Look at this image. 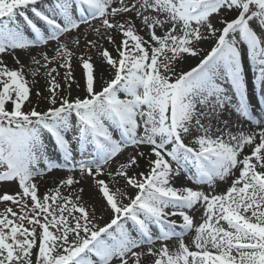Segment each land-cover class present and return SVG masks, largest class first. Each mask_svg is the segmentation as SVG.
I'll list each match as a JSON object with an SVG mask.
<instances>
[{
    "label": "snow or ice",
    "instance_id": "6c2138e0",
    "mask_svg": "<svg viewBox=\"0 0 264 264\" xmlns=\"http://www.w3.org/2000/svg\"><path fill=\"white\" fill-rule=\"evenodd\" d=\"M93 51L111 73L99 90ZM41 68L47 94L37 89L25 111ZM253 85L264 97V0H0V184L19 188L0 194L19 208L0 211V264H264V108L253 115ZM225 111L255 127L224 120L213 135L211 118ZM54 170L69 174L41 195L37 178ZM181 177L190 184L175 186ZM86 179L111 213L103 225L78 187ZM219 183L228 186L217 193Z\"/></svg>",
    "mask_w": 264,
    "mask_h": 264
},
{
    "label": "rangeland",
    "instance_id": "374dc122",
    "mask_svg": "<svg viewBox=\"0 0 264 264\" xmlns=\"http://www.w3.org/2000/svg\"><path fill=\"white\" fill-rule=\"evenodd\" d=\"M129 15H132V14L130 13ZM229 15H231V14H229ZM217 20H218V17L216 15H214L212 17V23L215 24L217 27H220V24L217 23ZM97 23H98V21H97ZM136 26H137V28H140V21L139 20L136 21ZM82 31H86V28H82ZM139 34L142 35V36L145 35V33L143 31H141ZM88 38L91 39L92 37H88ZM104 44L106 46L109 43L104 42ZM211 46H212L211 41H206L203 44H201L200 45L201 55L200 56H197V58H193L195 60L192 61L193 64H191V65L186 64L185 63L186 60H185L183 62V64L181 65L180 69L177 70V72L187 71V70H190L191 67H194L199 62V60L202 58V56L204 54H206L207 51L210 50V47ZM40 51H42V49H40V48H34L33 49V52L34 53L40 52ZM48 54H49V56H51L54 53L52 51H49ZM115 54H116L115 52H112V55L113 56H115ZM91 55H92L93 62H94V58H97V54L95 53V51H93L91 53ZM16 56L19 57L20 64L28 65L30 63L29 57L27 55H25V52H23V51L17 52L16 53ZM2 62L4 64H6L9 68H13L15 66L13 64L16 63V61L13 59V56H11V55H4L3 58H2ZM244 65H245V67L249 71V76L252 77L253 80H254V75L255 74H254V72L251 69L250 62L247 61V60H245L244 61ZM79 68H81L80 72L83 75L82 67L79 66ZM60 71H61V74H63V71L64 70L61 69ZM26 77H27V75H26ZM110 78H111V75H110L109 79ZM27 80H31V78L28 77ZM37 80H41L42 85L45 88L44 69H42V68L40 69V75L37 77ZM101 86H102V84L101 85H96L97 90H99V88ZM253 86L255 87V85H253ZM79 91H80V93H78L75 90L74 84H73L72 89H71V96L72 97L82 96L83 95V89L81 88ZM255 92H256L255 100L252 101V104L256 105V104L259 103L258 106L261 105V106L264 107V97L261 96V93H260V90H259L258 87H255ZM36 105H37V103H32V105H26L25 108H24V110L27 111L30 107L36 106ZM46 107H47V102L46 101H42V102H39L38 103L37 110L38 111L39 110H44ZM224 120H227L228 121L229 128L231 130H233V131H235V129L236 128H239L241 125H243V127L246 128V129L247 128H253V127H255L249 121L244 120V118H238L237 114L234 111L231 112V114H229V111H225L224 113H221L219 117L213 116L211 118L210 123H211V127L213 129V135L216 134L215 133V129L217 127H221V128L223 127L222 121H224ZM204 123L205 124H208L209 123V121H208L207 118H205ZM44 142H45L46 146L48 147L49 153L53 152V149H52L51 144L49 143L47 137H45V141ZM185 142L187 143L188 141H185ZM141 151H144L145 153H147L149 151V149L147 147H144V148L141 149ZM244 152L245 153H248V152H250V149L246 147L244 149ZM132 153H133V149L131 147H129L128 150L126 152H124L123 155H119L117 159L120 162H124L126 160V157H128ZM110 166H111L112 169H115L116 167H118V164L115 161H113V162L110 163ZM146 168H147V161L146 160H140V166L135 171H145ZM68 174L69 173H67L65 170H54V171H52L50 173H47V174H45V175H43L41 177H38L37 180H38V183H39V193L41 195H43L46 191H48L49 189H51V188L54 187L53 181H56L58 183L61 178H66V176ZM129 174L131 175V173H129ZM75 175L76 176H79V173L77 172V173H75ZM100 178L104 179L106 182H109V177H107V176H101ZM82 182L85 183L87 185V187H89L92 190L91 192L93 193V196H94V198L87 199V200L84 199V200L87 201L90 205L94 204L96 206L97 214L103 216V219L99 221V223L101 225H103L105 222H107L110 219L111 213H109L107 211H102L101 210L102 201L100 200V196H99L98 192L94 188V185H93L92 180L91 179H86V180H84ZM229 183H230V181H229ZM124 184H125V181L121 180L119 186L121 187V190L122 191L124 190V188H123V185ZM190 186H193L194 187V185H190ZM227 186H228L227 184L219 183L216 186V192L217 193L223 192L226 189ZM204 190L205 191L208 190L206 186H205ZM18 191H19L18 185L15 184V183L0 184V194H2L4 192H7L8 194H15ZM127 191L129 193V195H132V194H134V191L135 190L129 188ZM6 206H8V207H14L10 202L7 205H5L4 202H0V211H3V209ZM14 210H16L17 212H19V208L18 207H14ZM191 214L194 216L196 223L199 224L201 222L202 212L201 211H193ZM179 230L180 229L178 228L177 231H179ZM193 236H194V232L185 233L184 236H183V239H184L185 243L186 244H190ZM167 244H168V247L170 249H172L177 244V240L176 239L169 240L167 242ZM155 247L158 248L159 247V243H157L155 245ZM147 258L144 259V264H146L148 261L150 262L151 259H152V258H150L149 260H147Z\"/></svg>",
    "mask_w": 264,
    "mask_h": 264
},
{
    "label": "bare ground",
    "instance_id": "6f19581e",
    "mask_svg": "<svg viewBox=\"0 0 264 264\" xmlns=\"http://www.w3.org/2000/svg\"><path fill=\"white\" fill-rule=\"evenodd\" d=\"M119 39H120V37L117 36V40H119ZM103 47L107 48V49H109L111 51L113 46L110 45V44H107L105 46V44H103ZM194 58H197V57H194ZM194 60L195 59H193V58L186 59L185 63L191 65V64H193L192 61H194ZM182 64L183 63L178 64L177 67H176V70H179ZM13 65H15L14 66L15 68L19 67V65L17 63H14ZM21 65H23V64H21ZM94 66H95V83H96V85H101V84L104 83L105 80L109 79L111 73H110L108 67L106 65H102L100 60H98L97 58H94ZM80 70H81V68H79V66H77L76 62L73 61V75H74L75 79L77 81H80V83L83 85L84 80H83V75L80 72ZM27 76L29 77L31 75L27 74ZM32 81L33 80L31 79V81L29 83L31 84ZM74 88H75V90L78 93H80V91H79L80 89H77L75 84H74ZM37 89L42 91L45 95L47 94L45 88L43 87V85L41 83V80H38V82L35 83L32 86V88H31V100H32V103H37V97H36ZM42 101H44V100L41 99L39 102H42ZM258 104H256V105H258ZM173 183H174L175 186H180L183 183H189L190 184V182H188L186 180V178H184V177H181L179 180H176ZM80 186H82L83 189H84V199L85 200L94 198L93 193L91 192L92 190L89 187H87V185L85 183L81 182V185H78V187H80ZM154 231H157V230L154 228ZM150 258L151 257H148L147 260H149ZM146 264H150V262L148 261Z\"/></svg>",
    "mask_w": 264,
    "mask_h": 264
},
{
    "label": "trees",
    "instance_id": "16d2710c",
    "mask_svg": "<svg viewBox=\"0 0 264 264\" xmlns=\"http://www.w3.org/2000/svg\"><path fill=\"white\" fill-rule=\"evenodd\" d=\"M11 107V105L9 104V108Z\"/></svg>",
    "mask_w": 264,
    "mask_h": 264
}]
</instances>
